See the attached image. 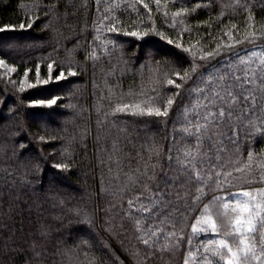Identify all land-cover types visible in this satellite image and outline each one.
<instances>
[{
	"label": "trees",
	"instance_id": "obj_1",
	"mask_svg": "<svg viewBox=\"0 0 264 264\" xmlns=\"http://www.w3.org/2000/svg\"><path fill=\"white\" fill-rule=\"evenodd\" d=\"M0 58V264H222L204 211L237 247L217 197L264 187V0H0Z\"/></svg>",
	"mask_w": 264,
	"mask_h": 264
},
{
	"label": "rangeland",
	"instance_id": "obj_2",
	"mask_svg": "<svg viewBox=\"0 0 264 264\" xmlns=\"http://www.w3.org/2000/svg\"><path fill=\"white\" fill-rule=\"evenodd\" d=\"M0 70L3 73H10L14 70L13 66L8 64L4 59L0 58ZM248 192L249 196H244L243 193ZM220 206L229 212L232 213L233 216V225L237 218H240L242 220H245L248 218L249 213L244 212V206L247 205L249 208V211L253 213L252 219L253 223L257 227H261L264 225V187H256L251 189H242V190H234L227 193H224L222 195H219L218 197ZM227 205V207H225ZM259 206L258 212L259 215H256L255 212L257 210L256 206ZM210 219L213 223L214 220L209 215L208 211H204L203 214L194 222L193 230L196 231L198 234H204L206 237L205 241L208 243H212L215 247L209 252V254L214 253L215 250L220 249L218 247V244L216 243L219 240H225L222 236H220L217 232H213L207 224L204 223L205 220ZM235 230V229H234ZM240 240V238H239ZM239 240L237 247H232L228 244L230 248L234 252H237V255L240 257V259H233L231 254L228 252L226 248H224L228 252V257L222 259V264H229V261H232V264H241V259L244 260V264H255L260 259V255L255 253L256 248L254 247L251 251H248L246 253H240L239 252ZM208 252L204 253V255H207ZM198 263L197 259H193V264ZM219 261L216 260V264H218Z\"/></svg>",
	"mask_w": 264,
	"mask_h": 264
},
{
	"label": "snow or ice",
	"instance_id": "obj_3",
	"mask_svg": "<svg viewBox=\"0 0 264 264\" xmlns=\"http://www.w3.org/2000/svg\"><path fill=\"white\" fill-rule=\"evenodd\" d=\"M24 25H21V28H23ZM130 35L136 36L137 33L136 32H131L129 33ZM177 47H179V45H177ZM211 55V54H210ZM0 63H2V61H0ZM51 67V65L49 66ZM250 71V70H249ZM233 77H235V80L233 81ZM61 77H57V79H61ZM253 78H258L255 76V74H253ZM169 84H172L173 81L169 80L168 81ZM252 83V78L249 77L248 72L246 71L244 76H239L235 73H231V72H226L223 74V76L221 77V93H216V98L218 100H220L221 102L227 103L229 100H233L235 101L236 99V89H240V93L242 95V93L244 91L247 90V88L245 87L246 85ZM177 87H179V85H177ZM253 99L255 100V97H249V96H243V101L246 102L249 99ZM49 104H55L56 101L55 100H51L48 102ZM168 105H172L173 101L171 99L168 100ZM125 109L128 107L127 105L124 106ZM121 111H123L124 109H120ZM143 114V113H141ZM148 115H155L156 117H161V116H167L168 115V109L165 108L164 111H161L159 108H156L154 111L152 109H149L147 112ZM232 113L229 111L227 113V115H231ZM213 114L209 113V117H211ZM220 117L223 118L226 115L225 110H221L219 113ZM197 133H199L201 131L200 127L196 128ZM57 167H61L60 165H57ZM244 196H249L250 194L248 192H244L243 193ZM225 207H227V205H225ZM257 210L255 212L256 215H259L258 209L259 206H256ZM244 212L249 213L248 218L245 220H242L240 218H237L233 227L235 229V234L240 236V240H239V252L240 253H246L248 251H251L256 244H261L264 245V225H262L261 227H257L254 223H253V213L249 211V208L247 205L244 206ZM205 224H207L209 226V228L213 231L216 232L218 231L217 229V225L215 223H213L210 219H207L204 221ZM218 244L219 248H226L228 250V252L231 254V256L233 257V259H240V257L237 255V252H234L232 250V248H230L228 246V244L224 241V240H219L216 242ZM229 264H232V261H229ZM241 264H244V260L241 259Z\"/></svg>",
	"mask_w": 264,
	"mask_h": 264
}]
</instances>
